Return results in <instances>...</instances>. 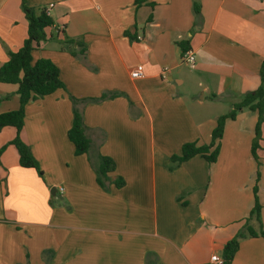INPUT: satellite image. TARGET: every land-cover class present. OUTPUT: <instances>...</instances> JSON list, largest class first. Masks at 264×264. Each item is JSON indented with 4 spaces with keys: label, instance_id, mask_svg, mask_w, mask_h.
Here are the masks:
<instances>
[{
    "label": "crops",
    "instance_id": "crops-1",
    "mask_svg": "<svg viewBox=\"0 0 264 264\" xmlns=\"http://www.w3.org/2000/svg\"><path fill=\"white\" fill-rule=\"evenodd\" d=\"M152 1L25 0L53 20L33 60L52 61L65 88L25 106L20 137L42 176L19 165L9 144L15 128L0 129V264H211V254L245 233L256 113L243 108L226 120L213 163L170 156L187 142L207 144L217 117L258 86L264 0ZM26 35L21 0H0V66ZM64 36L79 42L64 44ZM179 42L194 53L193 65L182 62ZM138 64L144 77L134 79ZM17 89L0 82V113L18 108ZM106 92L118 94L86 104L83 117L94 164L96 153L111 157L110 180H124L120 188L107 182V191L67 135L69 95ZM262 137L260 224L248 225L264 232V123ZM230 264H264V238L242 237Z\"/></svg>",
    "mask_w": 264,
    "mask_h": 264
},
{
    "label": "trees",
    "instance_id": "trees-1",
    "mask_svg": "<svg viewBox=\"0 0 264 264\" xmlns=\"http://www.w3.org/2000/svg\"><path fill=\"white\" fill-rule=\"evenodd\" d=\"M148 3L153 5L152 0H134L136 7ZM22 12L27 20V35L22 45L16 51L9 52L8 60L0 66V82L16 83L18 85L17 93L19 96V105L15 110H10L0 113V129L5 126H12L16 130L14 138L9 142L18 152L19 165L23 168H34L37 173L42 176V170L39 163L32 154L28 144H26L20 137V132L24 126V115L26 104L38 98H42L54 92L56 89L65 88L63 81L59 76L58 67L47 58H39L33 60L32 52L40 45V42L47 40L50 34L47 33V28L53 26V20L49 16L45 7L28 6L25 0H21ZM192 10L194 14L199 13V5L193 2ZM130 39H136L126 32ZM64 44L78 43L76 39L64 36L62 40ZM179 46L183 51L186 50V43L179 42ZM83 47V44L80 43ZM116 92L102 93L98 97L93 98H76L69 95L72 104V122L67 132L68 139L74 146V153L76 155L85 154L88 161L94 169L96 181L98 185L104 189L109 190L107 182L113 184L116 188L124 185V180L117 177L110 180L108 173L115 170V162L111 157L96 153L98 165L94 164L91 152V141L86 135V125L84 123L83 109L88 103H97L108 98L116 96ZM243 108H247L256 113L257 119L254 126V135L251 141V155L256 163L255 179L253 185V206L246 217L245 233L238 232L233 238L228 240L223 246L222 257L224 264H230L239 246V240L245 235L248 236H261L264 238V232L260 229L254 230L248 225V220L253 218L260 224V210L262 205L258 202V180L260 177L259 167L261 164L258 150L261 147L262 137V124L264 123V58L261 62L259 69V84L250 91L243 94L242 98L233 104L231 110L227 113L217 117L215 126L211 131L210 141L207 144L197 145L194 142H187L181 146L179 154H172L170 160L173 162H184L189 158L200 155L208 163H213L219 152L220 140L224 131L226 120L234 119L237 113ZM5 146L0 148V153ZM149 256V255H148Z\"/></svg>",
    "mask_w": 264,
    "mask_h": 264
},
{
    "label": "built area",
    "instance_id": "built-area-1",
    "mask_svg": "<svg viewBox=\"0 0 264 264\" xmlns=\"http://www.w3.org/2000/svg\"><path fill=\"white\" fill-rule=\"evenodd\" d=\"M182 62L186 64L193 65L195 61V55L191 50H187L182 54L181 57ZM130 76L134 79L144 77V69L141 64L136 65L131 71ZM62 190V188H60ZM211 264H224V259L221 255L217 253H213L210 256Z\"/></svg>",
    "mask_w": 264,
    "mask_h": 264
},
{
    "label": "rangeland",
    "instance_id": "rangeland-1",
    "mask_svg": "<svg viewBox=\"0 0 264 264\" xmlns=\"http://www.w3.org/2000/svg\"><path fill=\"white\" fill-rule=\"evenodd\" d=\"M54 198V197H53ZM58 200V199H57ZM35 220H43V216L40 214V213H38L37 215H36V217H35Z\"/></svg>",
    "mask_w": 264,
    "mask_h": 264
},
{
    "label": "water",
    "instance_id": "water-1",
    "mask_svg": "<svg viewBox=\"0 0 264 264\" xmlns=\"http://www.w3.org/2000/svg\"><path fill=\"white\" fill-rule=\"evenodd\" d=\"M51 193H53V191H51Z\"/></svg>",
    "mask_w": 264,
    "mask_h": 264
}]
</instances>
